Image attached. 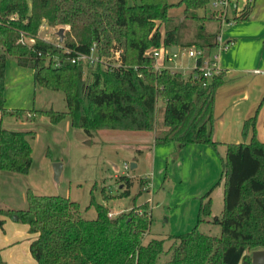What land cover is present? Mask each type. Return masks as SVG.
<instances>
[{"label":"trees","instance_id":"1","mask_svg":"<svg viewBox=\"0 0 264 264\" xmlns=\"http://www.w3.org/2000/svg\"><path fill=\"white\" fill-rule=\"evenodd\" d=\"M209 2L0 0V112H7L5 74L10 55L19 65L34 70L35 84L64 92L66 111L34 110L53 123L69 116L73 126L88 134L102 129L145 130L153 132L155 145L175 142L181 147L204 144L217 149L221 142L214 138L215 95L224 83V72L206 79L194 77L197 69L188 76L169 68L158 71L150 54L161 46L216 47L221 15L214 11L209 16L199 14ZM182 5L183 16L170 15L171 8ZM252 10L253 3L247 4L234 19L247 20ZM207 22L218 26L214 31L206 29ZM42 24L69 26L62 46L38 35ZM22 32L34 42L20 41ZM93 47L109 67L102 62L72 61L77 52L88 53ZM117 50H121L119 58ZM160 100L163 117L158 124ZM257 112L245 120L242 129L244 137L252 129L250 141L225 143L221 216L211 218V188L201 197L196 225L171 236L175 243L169 248V259L161 264H242L251 262L254 250L264 249V141L256 129ZM30 135L33 131L6 128L0 118V172H29L33 161ZM120 179L126 185L120 195H129L132 177ZM138 182L140 195L149 189L150 179L140 177ZM27 200V209L0 207V226L5 222L2 215H16L29 225L35 235L30 251L36 264H159L164 240L143 243L151 222L148 201L113 217L108 207L98 204L97 217L85 219L78 214L79 204L67 196L29 191ZM203 223L219 224L220 235L202 231Z\"/></svg>","mask_w":264,"mask_h":264},{"label":"rangeland","instance_id":"2","mask_svg":"<svg viewBox=\"0 0 264 264\" xmlns=\"http://www.w3.org/2000/svg\"><path fill=\"white\" fill-rule=\"evenodd\" d=\"M170 1L178 2L179 0ZM242 1H239V6ZM211 2L212 0L206 8L199 10L200 15H211L213 11ZM253 10L251 23H246L245 20L234 19L235 3L228 7L229 21L224 22L221 27L225 40L228 36H232L234 29L239 26H248L247 30H251L264 24V0H255ZM183 13H178L179 17H175L180 18ZM197 25L199 27L200 22H197ZM204 26L214 31L218 24L207 22ZM62 27L65 35L66 30L69 29L68 25H46L45 28H40L38 35L47 41L57 43L60 42L58 32ZM162 30L164 32V28ZM24 40L29 43L34 42L30 36H26ZM261 44L263 47V40ZM248 46L246 50L249 55L248 62H251L254 57L252 54L257 53L261 57L262 49L259 45L251 42ZM230 48L222 51L221 56ZM212 50L217 51L216 53L219 51L214 48ZM174 59L175 61L168 64H175L179 58ZM243 59L244 57L239 63H243ZM181 61L186 66L194 65V60L188 57L182 58ZM257 68L264 69L263 66ZM190 70L183 68L181 72L188 76ZM251 75L254 76L253 73ZM5 83L7 112H0L3 125L9 129L33 131L34 135H30L33 161L29 172L25 174L11 171L0 172L1 208L27 209L29 191L41 195L67 196L79 204L78 214L85 219L97 217L98 204L108 207L115 216L148 201L151 222L143 237V243L153 238L164 240V252L160 256L159 264L169 259V248L175 243L169 235H180L191 231L197 223V210L194 212L195 221L192 223L188 220L187 223L186 219L183 223H174L172 213L179 208L177 206L183 205L182 200L185 197L192 195L191 193L196 189L204 187L207 178H212V182L203 188L204 192L214 185L211 192V218L221 216L224 208V178L221 179V155L225 154L224 146H218L217 149L208 147L214 154V162L217 165V171L213 172L212 165L201 166V162L195 157L184 158L182 154L180 155L181 150L186 153L190 146L181 147L174 142L175 149L180 152H172L174 148L171 150L170 146L173 142L155 145L152 131L102 129L88 134L85 130L73 126L69 116L58 123H53L46 115L36 114L34 110L53 108L66 111L64 92L35 84L34 70L19 65L10 55L6 59ZM162 110L163 102L160 100L158 124L163 117ZM251 136L252 129L246 137L243 133L240 134L243 141H250ZM260 137L264 139L263 133ZM57 162L62 164L58 180L55 179L54 174V164ZM132 162L137 163L138 166L132 168ZM126 164L129 168H125ZM175 174L181 177L175 179L173 178ZM122 175H129L133 179L129 195H120L126 187L125 182L120 179ZM140 177H150L151 184L150 189L137 195L141 188L138 182ZM173 179L176 180V186ZM218 181L220 182L217 183ZM195 195L198 197L199 193ZM197 197L192 196V200H197ZM184 205H189L188 208H190L191 201ZM16 217V215L1 216L5 221L3 227L0 226L1 238L14 237L17 242V246L9 249V254L3 257V264H34L29 249L32 237L29 225ZM200 228L213 235L221 233V226L216 223H203Z\"/></svg>","mask_w":264,"mask_h":264},{"label":"crops","instance_id":"3","mask_svg":"<svg viewBox=\"0 0 264 264\" xmlns=\"http://www.w3.org/2000/svg\"><path fill=\"white\" fill-rule=\"evenodd\" d=\"M176 10L179 11L177 12ZM181 12H184V5L173 7L169 11L170 15L178 17V13ZM253 13L254 10H252L249 19L245 20L244 22L251 23L250 18L254 15ZM247 27L248 26H239L238 28L234 29L232 36L230 35L226 39L232 40L234 43L231 45V48L228 52L220 56V67L224 72V83L218 87L215 95L216 120L214 125V138L221 142L219 146H224L225 151V143L243 141L241 140L240 134L242 133L244 122L246 119L254 116L257 110L256 129L260 140L264 141V139L260 137L261 133L264 135V105L260 107L261 101L264 99V69L261 70L260 68H257L259 66H263L264 68V46H261V41H264V24L251 30H247ZM251 42L259 45L262 51L261 57H259L257 53L252 54V57L253 55L254 57L251 59V62H248L249 55L246 50L248 49V45ZM212 49L211 51H213ZM242 57H244L243 63H239ZM252 73L254 76L251 75ZM187 146H190V148L186 153L182 150L180 152L175 149L176 146H174V142L170 147L171 150L174 148V151L172 152H180V155L182 154L184 158L186 156H193L195 159H198L197 161L201 162V166L212 165L213 172L217 171V165L214 162V154L210 148H208L209 146L204 144H191ZM180 162L182 161L180 160ZM178 177L181 176L176 174L173 176L175 179ZM149 179L151 184V178L149 177ZM175 179L173 180L176 186ZM211 182L212 178H207L205 180L204 187H201L199 190L196 189L191 193L192 195L185 197L182 200L183 205L188 204V202L191 201V210L189 211V205L177 206L179 208H176L175 212L172 213V219L174 223H183L185 222V219L186 222L187 220L191 221V223L195 221L194 212L197 210L199 213L201 197L205 195L211 188L212 192L214 185L205 192L203 188H206ZM197 193H199L198 197L195 195ZM192 196L197 197V200H192ZM171 236L172 235H169V237ZM34 237L35 235H32L30 242ZM16 246L17 242L15 241L14 237L12 239H3L0 235V249L2 251L3 257H6L7 254H9V249H12ZM34 264H36L35 259Z\"/></svg>","mask_w":264,"mask_h":264},{"label":"built area","instance_id":"4","mask_svg":"<svg viewBox=\"0 0 264 264\" xmlns=\"http://www.w3.org/2000/svg\"><path fill=\"white\" fill-rule=\"evenodd\" d=\"M240 0H212L211 5L214 12L218 15H221L222 24L224 22L229 21L228 17V7L235 3L236 13L238 15L243 8L250 3H254L255 0H243L242 4L239 6ZM42 28L46 27V24L41 25ZM27 35L22 32V37L20 41L23 43H29L24 40ZM31 37V36H30ZM34 40L33 37H31ZM217 45L214 49L219 50L218 53L211 51L209 48H198L195 46L192 47H182L179 48L177 52H173L171 48H166L165 46H161L159 48H155L151 50L150 54L155 57L156 62L154 64V68L158 71L169 68L172 72L181 71L183 68L191 69L190 72L194 70H198L199 74H194V77L202 75L206 79H210L213 75L220 73V56L221 52L229 49L231 45L234 43L232 40H225L223 34L220 32L216 38ZM58 46L61 45V41L55 43ZM67 52H70L68 48H66ZM121 50H117L115 52L116 58H119ZM184 57H188L194 60L193 66H186L182 63L181 59ZM174 58H179L176 60L175 64H168L169 62L175 61ZM56 65L60 64V60L55 59ZM73 62H84L94 64L97 62H102L104 66L109 67L108 61L105 60L103 57H100L97 52L96 48L93 47L90 52H77V54L72 58ZM119 65V64H115ZM125 168H129V165L126 164ZM109 216L113 217V212L109 211Z\"/></svg>","mask_w":264,"mask_h":264},{"label":"water","instance_id":"5","mask_svg":"<svg viewBox=\"0 0 264 264\" xmlns=\"http://www.w3.org/2000/svg\"><path fill=\"white\" fill-rule=\"evenodd\" d=\"M58 35H59L60 41H63L64 39V28L63 27L60 28ZM177 50H178L177 46L172 47L173 52H177ZM136 166L137 164L135 162L131 163L132 168ZM61 171H62V164L60 162L55 163L54 164L55 179L57 180L59 179ZM251 256H252L251 262L244 260L242 264H264V249L254 250Z\"/></svg>","mask_w":264,"mask_h":264}]
</instances>
